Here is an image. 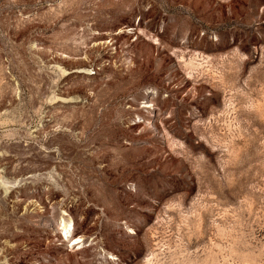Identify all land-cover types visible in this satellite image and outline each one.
Listing matches in <instances>:
<instances>
[{
	"label": "rangeland",
	"instance_id": "374dc122",
	"mask_svg": "<svg viewBox=\"0 0 264 264\" xmlns=\"http://www.w3.org/2000/svg\"><path fill=\"white\" fill-rule=\"evenodd\" d=\"M0 264H264V0H0Z\"/></svg>",
	"mask_w": 264,
	"mask_h": 264
},
{
	"label": "bare ground",
	"instance_id": "6f19581e",
	"mask_svg": "<svg viewBox=\"0 0 264 264\" xmlns=\"http://www.w3.org/2000/svg\"><path fill=\"white\" fill-rule=\"evenodd\" d=\"M148 104V102L146 103ZM145 109L148 110H155L154 106H151V104H148L144 107ZM152 108V109H151ZM151 113V112H150ZM154 127V126H153ZM62 230L65 232V234L69 233L72 230V225H71V221H67L65 219L62 220ZM77 239V238H76ZM75 241V240H74ZM75 243H80V240H76Z\"/></svg>",
	"mask_w": 264,
	"mask_h": 264
}]
</instances>
